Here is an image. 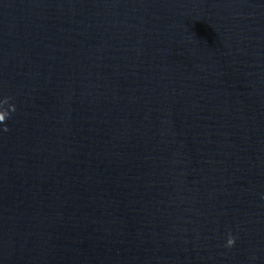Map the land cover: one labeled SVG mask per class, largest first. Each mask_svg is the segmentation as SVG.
Segmentation results:
<instances>
[{"label":"water","instance_id":"95a60500","mask_svg":"<svg viewBox=\"0 0 264 264\" xmlns=\"http://www.w3.org/2000/svg\"><path fill=\"white\" fill-rule=\"evenodd\" d=\"M9 105L0 264H264V0H0Z\"/></svg>","mask_w":264,"mask_h":264},{"label":"clouds","instance_id":"9594fccd","mask_svg":"<svg viewBox=\"0 0 264 264\" xmlns=\"http://www.w3.org/2000/svg\"><path fill=\"white\" fill-rule=\"evenodd\" d=\"M10 99V97L5 98L4 102L5 104H8V100ZM15 111V105H9L8 108H0V125H3V128L0 129V131L3 132H7L9 131V128L7 126V119L10 117L11 113ZM235 241L236 238L235 236L231 235V233H229L228 238L226 240V247L231 248L235 245Z\"/></svg>","mask_w":264,"mask_h":264}]
</instances>
